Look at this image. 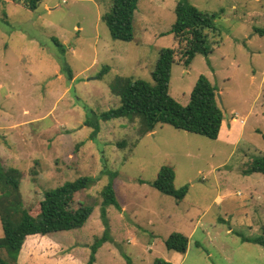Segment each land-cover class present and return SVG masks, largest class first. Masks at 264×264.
Returning a JSON list of instances; mask_svg holds the SVG:
<instances>
[{"label":"rangeland","instance_id":"rangeland-1","mask_svg":"<svg viewBox=\"0 0 264 264\" xmlns=\"http://www.w3.org/2000/svg\"><path fill=\"white\" fill-rule=\"evenodd\" d=\"M177 1L139 0L133 39L120 41L100 19L110 0H43L35 11L0 0V163L23 171L29 209L47 189L81 176L90 186L76 199L93 207L81 227L41 235L30 257L26 238L18 264H56L42 255L50 252L42 241L54 235L65 238L67 264H87L91 244L104 235L94 264H264V248L237 235L264 237V174L242 172L264 155V34L257 31L264 30V0H187L215 14L221 30L220 44L187 67L169 33ZM167 47L177 51L169 94L180 105L199 75L216 85L223 113L216 139L167 124L140 137L136 120L99 119L120 106L116 79L152 83ZM87 117L99 119L95 137ZM164 165L173 168L176 188L188 187L181 201L151 185ZM109 183L116 204L105 208L106 227L100 194ZM173 232L188 237L185 253L166 249Z\"/></svg>","mask_w":264,"mask_h":264},{"label":"trees","instance_id":"trees-1","mask_svg":"<svg viewBox=\"0 0 264 264\" xmlns=\"http://www.w3.org/2000/svg\"><path fill=\"white\" fill-rule=\"evenodd\" d=\"M22 5L35 11L43 0H1ZM139 0H110L108 11L100 19L115 40L131 41L132 23L138 8ZM175 19L169 30L178 43L180 61L187 67L197 54L207 56L212 52V44L221 42V30L215 22V14L202 12L187 0H178L174 7ZM264 34V30H257ZM209 41V36H211ZM215 41L213 42V39ZM57 46L64 50L63 44L53 39ZM212 43V44H211ZM175 48H162L151 71L152 83L140 78L118 77L112 85V91L120 96V106L99 115L107 121L126 117L131 122L137 121V132L140 137L152 133L158 124H167L176 129L198 134L209 139H216L223 121V113L218 105V91L206 75H199L185 106L180 105L169 94L171 68L175 63ZM108 66L103 68L107 71ZM102 73L98 77H101ZM99 119L86 118L84 124L94 128L93 137L99 131ZM264 138V135H263ZM123 142H120L121 146ZM244 174H264V155L253 158L242 170ZM37 175L36 172L33 173ZM23 171L14 167H3L0 163V224L3 235L0 237V264H18L17 255L25 239L33 235H44L59 231H68L81 227L90 217L93 207L83 204L76 195L90 186L89 178L81 176L63 185L47 189L37 205L27 208L20 191ZM175 172L170 166H162L152 187L162 194L181 201L187 194L188 187L174 186ZM101 217L105 226L108 219L105 208L114 201V190L109 183L101 192ZM244 242H252L264 248V237H246L237 232ZM107 237L96 238L91 244V256L87 264L95 260L97 249ZM167 250L185 253L188 237L173 232L164 241ZM4 254V255H3ZM153 264H172L163 259H155Z\"/></svg>","mask_w":264,"mask_h":264},{"label":"crops","instance_id":"crops-1","mask_svg":"<svg viewBox=\"0 0 264 264\" xmlns=\"http://www.w3.org/2000/svg\"><path fill=\"white\" fill-rule=\"evenodd\" d=\"M60 232L61 231L54 232V233H60ZM57 235H59V234H57ZM52 237L54 239H50L47 242L45 240L42 241V242H45V244H48V247L45 248V249L47 251L50 250L49 253H44L42 255H46L45 256L46 257L45 260L51 261V263L67 264L68 260L65 259V258L66 257L68 258V255H67V249H65V246H64L65 238L63 236H56V235H54ZM27 239L28 240H26V241H27L28 245H27V251L26 252H27V256L30 257L33 254L32 252H34V246L37 244V242H41V235L29 236V237H27ZM129 240L134 242L133 238H130ZM98 249H97V251H98ZM25 250H26V248H25ZM97 251H96V253H97ZM40 259H43V258H40ZM92 264H94V263H92Z\"/></svg>","mask_w":264,"mask_h":264}]
</instances>
